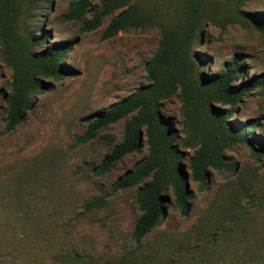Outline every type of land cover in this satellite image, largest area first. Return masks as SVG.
Masks as SVG:
<instances>
[{
  "label": "rangeland",
  "instance_id": "obj_1",
  "mask_svg": "<svg viewBox=\"0 0 264 264\" xmlns=\"http://www.w3.org/2000/svg\"><path fill=\"white\" fill-rule=\"evenodd\" d=\"M225 1L243 10H264V0ZM71 2L47 0L29 22L48 31L45 45L74 41L64 57L71 74L55 80L50 90L34 93L31 108L10 132L4 131V119L11 69L0 49V264H243V245H262L264 232V156L256 160L245 144L225 149L228 169L209 168L203 184L190 176L193 149L184 148L188 208L182 212L168 192L163 217L139 243L132 241L140 214L139 184L116 191L113 184L141 162L145 140L139 150L96 175L94 167L122 139L129 117L87 142L77 138L87 129V117L147 84L145 63L158 48L159 28H129L104 38L120 10L83 31L101 0H94L81 19L65 20ZM201 32L196 51L208 75L219 73L234 53L243 56L248 77L264 72L263 33L239 23L220 27L210 22ZM180 106L177 92L161 104L176 129ZM235 117L259 119L257 131L264 134V85L242 98ZM96 197L105 198L104 205L85 209L84 203ZM124 255H130L129 262Z\"/></svg>",
  "mask_w": 264,
  "mask_h": 264
},
{
  "label": "trees",
  "instance_id": "obj_2",
  "mask_svg": "<svg viewBox=\"0 0 264 264\" xmlns=\"http://www.w3.org/2000/svg\"><path fill=\"white\" fill-rule=\"evenodd\" d=\"M93 1L72 0L63 18L81 19ZM172 1L101 0L82 28L95 29L104 16L116 10L120 12L107 25L104 38L129 28H159L158 48L145 63L147 84L110 109L87 117V129L77 138L79 143L87 142L109 124L129 117L122 139L94 167L96 175L108 172L125 155L139 150L145 140L147 153L141 162L113 184L114 191L139 184L135 198L140 214L131 232L136 243L163 217L168 192L182 212L188 208L191 193L189 175L182 163L184 148L193 149L190 176L201 184L205 183L209 168L228 169L224 150L235 144L248 146L258 161L264 156V134L257 131L259 119L240 121L235 117L242 98L264 85V72L248 77L243 56L234 53L219 73L208 75L204 72L205 61L196 51L203 42L201 29L206 22L220 27L239 23L264 34V10H243L222 0H179L172 7ZM46 2L0 0L1 56L11 69L6 82L5 132L12 131L24 119L34 93L50 90L55 80L71 74L64 57L74 41L45 45L48 31L29 24ZM176 92L181 102L178 129L172 118L161 112L162 102ZM104 203L105 198L96 197L85 202L84 208L91 210ZM243 247V264H264V232L262 245ZM122 260L129 262L130 255H124Z\"/></svg>",
  "mask_w": 264,
  "mask_h": 264
}]
</instances>
